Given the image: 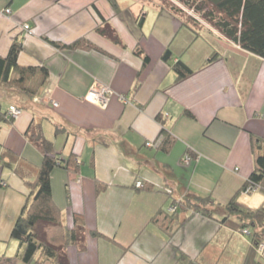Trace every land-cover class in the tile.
<instances>
[{
    "label": "crops",
    "instance_id": "1",
    "mask_svg": "<svg viewBox=\"0 0 264 264\" xmlns=\"http://www.w3.org/2000/svg\"><path fill=\"white\" fill-rule=\"evenodd\" d=\"M119 10L108 0H0V55L16 38L20 64L48 68L34 95L0 87V108L21 109L13 121H0V151L40 163L25 134L33 120L60 156L76 153L75 169L56 165L50 172L66 223L73 212L84 218L85 248H67L73 264H242L248 234L219 220L232 197L251 208L264 204L263 190H240L254 152L264 154V143L253 151L251 136L264 139V58L216 30L200 27L195 35L143 0H119ZM78 38L87 46H56ZM178 58L191 68L181 77L172 66ZM95 80L112 90L104 105L85 97ZM161 128L175 137L169 150L145 144ZM186 150L187 164L180 161ZM93 177L106 187L96 192ZM136 180L149 186L137 188ZM27 192L11 166L0 163V253L19 250L9 235ZM201 196L214 200L210 216L184 203Z\"/></svg>",
    "mask_w": 264,
    "mask_h": 264
},
{
    "label": "trees",
    "instance_id": "2",
    "mask_svg": "<svg viewBox=\"0 0 264 264\" xmlns=\"http://www.w3.org/2000/svg\"><path fill=\"white\" fill-rule=\"evenodd\" d=\"M108 1L118 13L120 11L119 0ZM182 1L197 12L201 20L209 24L207 27L203 24L205 28L218 31L242 48L264 58V0ZM143 18V14L137 16L139 25ZM178 19L183 25L189 27L195 35L198 32L202 34L198 30L200 28L198 17L187 15L184 20L179 17ZM27 24L30 28L29 23ZM100 30L117 40L113 31H107L106 28H100ZM56 46L71 48L86 47L87 45L78 38L69 43H56ZM21 48L22 43L14 38L7 52L0 55V87L13 86L22 93L34 95L47 78L48 68L43 64H20L18 52ZM135 51L143 56L144 61H147V55L139 46L135 47ZM169 52V49L166 48L164 59L170 57ZM172 66L177 77L184 76L191 71V68L180 58L173 61ZM0 121H13V117L8 114L7 109L4 111L0 108ZM25 134L27 139L41 152L40 163H31L8 149L0 151V163L11 166L14 173L23 180L28 188L9 235L10 238L18 241L19 250L15 254L0 253V264H17L18 261L25 264H73L68 257L67 248L71 245L75 246L77 250L85 248L86 226L83 215L79 212H73L71 224L66 223L62 209L52 197L50 172L56 165L65 169H72V167L75 169L78 165L76 164V153L70 151L67 156H60L55 151L52 140L44 134L39 122L31 120ZM160 135L156 146L163 150H169L175 137L164 128H161ZM251 136L253 151H255L264 143V139L258 138L253 133ZM103 143L105 142L103 141ZM90 163L92 164L91 159ZM93 178L96 192L106 187V183ZM144 186H146L145 183L141 181L137 188ZM252 186L264 191V154L256 152H254V168L240 190L246 192L245 189L253 188ZM251 188L246 193L253 191ZM184 203L186 206L200 210L210 216L209 210L211 209L207 205L208 203L214 204V200L210 196L195 197V199L186 197ZM223 205L227 212L219 221L227 222L233 227L239 228L241 233L248 234L250 238V245L242 264H264V250L260 252L258 248L259 243L264 241V204L251 208L236 204L234 197H232ZM158 212L165 214V218L168 220L174 218L173 213L170 214L161 210ZM159 213L154 214L155 219L161 216ZM245 229L248 231H244ZM91 231L94 235L115 241L112 237H108L95 229Z\"/></svg>",
    "mask_w": 264,
    "mask_h": 264
},
{
    "label": "built area",
    "instance_id": "3",
    "mask_svg": "<svg viewBox=\"0 0 264 264\" xmlns=\"http://www.w3.org/2000/svg\"><path fill=\"white\" fill-rule=\"evenodd\" d=\"M4 12H9V8L8 7H5V9H4ZM22 28H24V29H26V30H28V24L27 23H22ZM112 92V90H111V88L108 86V85H106V84H104V83H102V82H99V81H97V80H95L93 83H92V85L89 87V89H88V91L86 92V95H85V97L88 99V100H90V101H92V102H96V103H98V104H100V105H104L105 103H106V100H107V96L110 94ZM53 104H56V101H53ZM7 110H8V114L11 116V117H13V118H15L17 115H19L20 114V112H21V109L20 108H18L16 105H14V104H10L9 106H8V108H7ZM146 145H152L153 143H152V141L151 140H148V141H146V143H145ZM192 159V156L189 154V152H185V153H183L182 155H181V157H180V161L182 162V163H189L190 162V160ZM235 169H237V167H235ZM141 184V181L140 180H136V182H135V185H140ZM253 187V186H252ZM251 187H248V188H246L245 189V191L247 192V191H249V189H250ZM255 186L253 187V188H251L253 191L255 190ZM244 231H248L247 229H245ZM263 249H264V247H262Z\"/></svg>",
    "mask_w": 264,
    "mask_h": 264
},
{
    "label": "rangeland",
    "instance_id": "4",
    "mask_svg": "<svg viewBox=\"0 0 264 264\" xmlns=\"http://www.w3.org/2000/svg\"><path fill=\"white\" fill-rule=\"evenodd\" d=\"M122 1L123 3L132 4L134 1L140 2L141 0H122ZM143 1H146L147 3L157 6V8L160 10L168 11L172 13L173 15H175L177 18L179 17L180 19H183V20L186 19L187 15H193V16L198 17V19H200V16L198 15V13L193 11L191 7L184 4L182 0H143ZM198 24L200 25L199 27L201 26L204 27V25L205 27L209 26V24H207L205 21L201 19L199 20ZM160 137L161 135L157 139L152 141L153 143L152 145H156ZM189 154L191 155V153ZM252 194L247 195V196H251ZM262 247H264V241H261L258 245L260 252H263L264 250Z\"/></svg>",
    "mask_w": 264,
    "mask_h": 264
}]
</instances>
